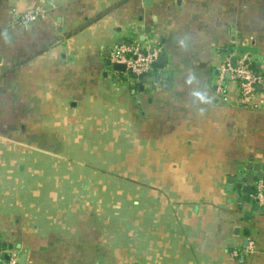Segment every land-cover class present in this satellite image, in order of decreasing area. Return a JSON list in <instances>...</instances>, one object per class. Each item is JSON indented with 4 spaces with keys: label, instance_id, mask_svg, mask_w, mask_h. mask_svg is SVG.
Instances as JSON below:
<instances>
[{
    "label": "crops",
    "instance_id": "0c3cea01",
    "mask_svg": "<svg viewBox=\"0 0 264 264\" xmlns=\"http://www.w3.org/2000/svg\"><path fill=\"white\" fill-rule=\"evenodd\" d=\"M259 190L264 0H0V264H264Z\"/></svg>",
    "mask_w": 264,
    "mask_h": 264
},
{
    "label": "built area",
    "instance_id": "2783aa9c",
    "mask_svg": "<svg viewBox=\"0 0 264 264\" xmlns=\"http://www.w3.org/2000/svg\"><path fill=\"white\" fill-rule=\"evenodd\" d=\"M35 15L29 13L23 16V21H33ZM157 52L144 53L138 47H115L111 52L110 60L114 64L123 65L126 72L133 77L145 76L152 69ZM228 68V66L226 67ZM231 70V69H230ZM231 78L239 87L243 100L253 98L255 86L259 83V77L253 71L252 63L247 54L236 57V67L231 70ZM257 199L264 206V197L260 190ZM2 264H18L16 256H11Z\"/></svg>",
    "mask_w": 264,
    "mask_h": 264
},
{
    "label": "water",
    "instance_id": "95a60500",
    "mask_svg": "<svg viewBox=\"0 0 264 264\" xmlns=\"http://www.w3.org/2000/svg\"><path fill=\"white\" fill-rule=\"evenodd\" d=\"M237 51H239V52H242V53H248V54H255V50L254 49H251V48H247V47H243V46H241V47H238L237 48ZM164 60V56H158V61H157V63L159 64V65H161V62ZM229 65H230V69L231 70H234L235 69V67H236V58L235 57H233V58H231V60H229ZM113 66L115 67V69L117 70V71H124L125 70V67L123 66V65H119V64H113ZM256 68H259V66H258V64L256 65ZM151 73V72H150ZM228 75H229V72H227V74H226V77H228ZM140 78H142V76H140ZM239 180V183H241V181H242V178H238ZM258 180L260 179L259 177L257 178ZM245 180H246V182L247 183H251L252 182V178H250V177H246L245 178ZM236 192L238 193L239 192V190H240V188H241V184H237L236 185ZM251 188H249V187H246V188H244L243 189V192L245 193V194H247V195H249V194H251ZM244 201H246V200H244ZM8 256H6L5 257V260L6 261H8ZM18 264H26V255L25 254H22L21 256H20V258H19V261H18Z\"/></svg>",
    "mask_w": 264,
    "mask_h": 264
},
{
    "label": "trees",
    "instance_id": "16d2710c",
    "mask_svg": "<svg viewBox=\"0 0 264 264\" xmlns=\"http://www.w3.org/2000/svg\"><path fill=\"white\" fill-rule=\"evenodd\" d=\"M252 68L254 69V66L252 65ZM0 248H1V245H0ZM1 259H3V256L1 257Z\"/></svg>",
    "mask_w": 264,
    "mask_h": 264
}]
</instances>
